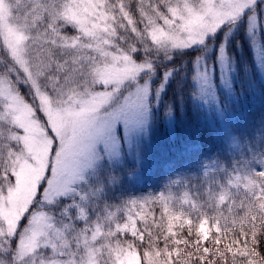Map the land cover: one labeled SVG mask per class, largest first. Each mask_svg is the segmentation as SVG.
<instances>
[{
    "label": "rangeland",
    "instance_id": "rangeland-1",
    "mask_svg": "<svg viewBox=\"0 0 264 264\" xmlns=\"http://www.w3.org/2000/svg\"><path fill=\"white\" fill-rule=\"evenodd\" d=\"M105 1L0 0V264H143L121 245L141 236L143 198L120 204L127 191L111 168L106 202L93 196L92 131L122 93L158 95L172 68L220 45L245 10L251 28L258 13L264 22L257 0H165L158 17L131 29ZM255 156L174 176L173 193L181 206H194L193 195L229 203L264 180V151Z\"/></svg>",
    "mask_w": 264,
    "mask_h": 264
},
{
    "label": "snow or ice",
    "instance_id": "snow-or-ice-1",
    "mask_svg": "<svg viewBox=\"0 0 264 264\" xmlns=\"http://www.w3.org/2000/svg\"><path fill=\"white\" fill-rule=\"evenodd\" d=\"M257 4L264 6V0ZM249 12L221 37L222 46L172 68L158 95L152 91L141 102L135 93L116 98V112L90 137L100 154L98 173L134 169L143 184L203 175L222 159L264 151V22L258 13L257 27L251 28Z\"/></svg>",
    "mask_w": 264,
    "mask_h": 264
},
{
    "label": "trees",
    "instance_id": "trees-1",
    "mask_svg": "<svg viewBox=\"0 0 264 264\" xmlns=\"http://www.w3.org/2000/svg\"><path fill=\"white\" fill-rule=\"evenodd\" d=\"M105 2L107 9L118 18L129 15L133 19L129 28L133 29L137 25H147L153 17H158L159 13L155 10L158 8L163 12L165 0ZM186 60L188 59L181 61ZM171 64L168 62L165 66ZM262 152L257 149L246 155L238 154L231 160L222 159L218 165L226 164L231 167L237 161L251 162L255 155ZM113 172L118 173L120 186H124L127 191L121 194L120 204H133L143 198L142 218L138 222L141 236H128L121 240V245L130 244L140 253L143 264H264L263 179L256 190L234 192L231 202L221 206L213 198L205 201L204 197L199 199V195L191 198L197 201L194 206H181L178 199L180 194L173 193L178 184L176 179H150L141 184L134 176V169H117ZM110 174L109 168L103 169L97 173L93 184V196L101 194L103 199L100 200L104 202L111 194ZM90 211H93L92 207ZM198 218V221L208 227L204 233L205 228L199 227L198 221L194 220ZM119 241H114V248Z\"/></svg>",
    "mask_w": 264,
    "mask_h": 264
}]
</instances>
